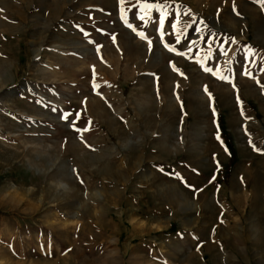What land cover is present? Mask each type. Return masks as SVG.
I'll list each match as a JSON object with an SVG mask.
<instances>
[{
  "label": "rangeland",
  "instance_id": "obj_1",
  "mask_svg": "<svg viewBox=\"0 0 264 264\" xmlns=\"http://www.w3.org/2000/svg\"><path fill=\"white\" fill-rule=\"evenodd\" d=\"M148 2L0 0V264H264V0Z\"/></svg>",
  "mask_w": 264,
  "mask_h": 264
},
{
  "label": "snow or ice",
  "instance_id": "obj_2",
  "mask_svg": "<svg viewBox=\"0 0 264 264\" xmlns=\"http://www.w3.org/2000/svg\"><path fill=\"white\" fill-rule=\"evenodd\" d=\"M125 2V0H121V3L123 4ZM144 3V8L142 9V11H146L148 9H155L156 11L161 13V19L159 21L161 28L164 25V20H165V12L164 9L166 7V5H162V4H151L148 2V0H143ZM140 19H144V16H141ZM129 27H131V25H129ZM173 29H176L177 25L176 24H172ZM142 38H144L142 36ZM179 40V37L177 38ZM171 50V49H170ZM207 71H212L211 69H206ZM264 70V69H262ZM221 79H225V77H221Z\"/></svg>",
  "mask_w": 264,
  "mask_h": 264
},
{
  "label": "bare ground",
  "instance_id": "obj_3",
  "mask_svg": "<svg viewBox=\"0 0 264 264\" xmlns=\"http://www.w3.org/2000/svg\"><path fill=\"white\" fill-rule=\"evenodd\" d=\"M49 61V60H48ZM51 63V62H50ZM207 201V200H206ZM208 202V201H207ZM211 202V201H210ZM206 203V202H205ZM209 208L213 205V203L206 204ZM230 230V229H229ZM228 232V231H227Z\"/></svg>",
  "mask_w": 264,
  "mask_h": 264
}]
</instances>
